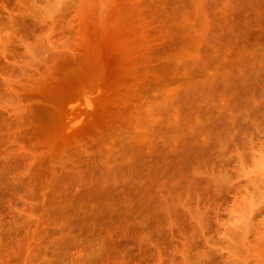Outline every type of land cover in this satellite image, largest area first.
Listing matches in <instances>:
<instances>
[{
  "label": "rangeland",
  "instance_id": "1",
  "mask_svg": "<svg viewBox=\"0 0 264 264\" xmlns=\"http://www.w3.org/2000/svg\"><path fill=\"white\" fill-rule=\"evenodd\" d=\"M0 264H264V0H0Z\"/></svg>",
  "mask_w": 264,
  "mask_h": 264
}]
</instances>
